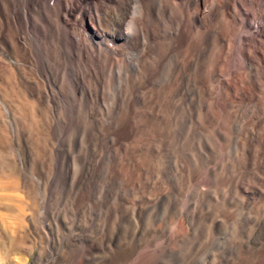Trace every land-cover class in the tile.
<instances>
[{
	"label": "bare ground",
	"instance_id": "6f19581e",
	"mask_svg": "<svg viewBox=\"0 0 264 264\" xmlns=\"http://www.w3.org/2000/svg\"><path fill=\"white\" fill-rule=\"evenodd\" d=\"M230 4L234 8V14L230 19L232 25L230 32H233L232 39L237 47L235 48L237 52L235 55L236 57L243 56L245 58V65H243L251 73L254 68V64L250 58L252 56L249 54L247 56L244 55L243 47L250 43L256 44L258 40L261 43L264 42V0H0V101L4 103V107L7 104L12 106L11 110H13L14 107L12 104L17 102L18 99L16 90L22 89H19L20 86L30 91L33 85L36 84L41 89L42 98L54 107L52 109L56 117H83L91 125V130H87L84 137H82L83 141L81 146H86L81 149V157L79 155L77 158L79 169L74 173L72 179H70L72 168L70 159L74 151L66 147L65 142H67L68 136L65 133L58 134L62 141H59L61 144L54 149H50L51 130H48L49 132L45 138L46 145L48 146L46 151L48 155L50 151L57 152L55 154L60 157V165L53 167L51 165H43L47 168V174L43 180L42 189L44 190V197L39 203L36 198H32L33 196L29 200L23 199L18 192L21 190V185L34 190L37 188L36 183L39 182H36L37 179L35 178L41 174V169L38 164H43L45 161V159H41L43 157L38 158L35 155L37 148L31 147V152L34 154V157L32 156L33 165L28 170V172L30 171L28 175L22 172L23 175L21 174V178H15L4 170L0 171V210H4V213L0 212V264H28L31 255L39 245L40 249L37 251L35 264H59V262H64L65 264H147L152 259L151 257L166 250L168 251L165 255L166 259L172 261L173 255L175 254L174 250H170L172 244L182 242L179 233H172L170 236H167L166 234L163 235L160 228L148 227V232L152 234V238L149 235L148 238H151V240L159 239V244L157 246L149 245L150 248L146 249L137 243H134L132 247L130 246L132 244L131 242L137 239L136 237L139 232L138 223H134L131 220L133 214H136L133 208L139 205L135 204L134 206L126 207L127 203L119 199L117 200V198H113V203L109 202V187L112 182V175L115 174L114 159L118 157L115 158V152L119 151L120 153V151H124V145L136 133L143 130L147 124V120L151 119L150 122H152L154 117H168L160 118L159 123L161 124V129L159 130L158 136L169 139L170 135L173 134L171 127L174 125L178 130L175 128V134L172 140L177 142L178 151L185 153L187 150H195L198 154H202V150L197 148V141L202 140L200 142H204V137L198 131L191 135L188 146H180L185 134L182 128L189 122V117H193V106L201 93V86L197 82V72L200 68L204 67V64L209 61L213 54L212 47L215 41L214 38H218L219 41H224V38L229 34L226 32L221 33L222 31L220 32L218 28L220 25L216 26L215 23L222 19L221 14L223 13V9L229 7ZM216 35L217 37H215ZM253 46L255 47V45ZM238 62L234 59L233 65H230L232 71L237 70L239 67ZM258 67L264 76V64L259 62ZM170 83L174 87V94L168 106H164L166 107L164 114L162 113L160 115L157 110V105H159L158 99L160 97H156L155 91L159 89V86ZM218 101L225 110L230 111L233 102L230 106L225 99L219 98ZM147 102L149 103V107H146ZM57 105L61 106V111L57 110ZM160 107L162 108L161 105ZM27 108H29V105ZM236 117H231L233 126L238 125V122H240L237 121ZM17 119L14 122L16 126H19L18 123H21V120L17 121ZM31 119L34 118L31 117ZM17 128L16 134L18 133L19 136L21 133L24 135L28 132L20 129V127L19 129ZM247 128L242 131L236 129L232 134L236 149L239 147L240 138L244 134L247 135L249 129ZM42 131H44V128ZM216 135L218 137L222 136L221 133H216ZM29 136H32V134ZM144 138L145 136L141 142L144 141ZM75 141H77L76 137H74ZM168 141H163V144L166 142V145L164 144L165 147L162 146V148L164 147L162 161L169 170H173L174 168L179 170L180 166L178 167L173 163L176 155L174 156L172 150L175 148H172L170 146L171 143L169 144ZM31 143L33 142L31 141ZM34 143L37 144L35 141ZM91 144H93V148ZM203 144L200 147H203L206 151H211L209 150L210 146L208 147L205 143ZM213 145H215L214 142ZM222 146L224 147V145ZM224 148L220 149L224 150ZM209 154L208 156H210ZM220 155L222 154L220 153ZM243 157L242 159L244 161ZM212 160L207 159L204 169L198 173L195 181L196 188L202 198L211 196L210 187L212 175L218 167V161L215 163ZM234 164L236 163L234 162ZM233 167H235V170L233 171L231 169L234 173L230 178V182L238 189L239 182H241L240 179H243L245 171L242 170L243 167H239L237 164ZM0 169L2 170V168ZM183 169L185 171V168ZM217 171L216 174H218ZM55 172H57V175ZM179 173H181L180 170ZM221 174L223 173L221 172ZM43 175L41 176L43 177ZM102 180L106 181V185L102 188V192L97 195L94 193V187L97 182ZM217 182H220V180ZM69 184L71 185V191H69L67 202L64 203V195L69 188ZM122 189L123 187L120 190L122 191ZM101 194H103L102 197H100ZM212 200L214 199L212 198ZM237 200V202L242 203L241 199L237 198ZM259 202H261V199ZM155 204L152 203L150 205L156 206ZM121 207L125 209L121 212L120 222L118 221L121 225L118 227L117 232L115 229V232L106 233L104 227L97 226V216L101 215L106 218L114 208L121 209ZM192 207H194V204L189 202L187 208L190 209ZM139 208L138 218L140 219L146 213L145 210L147 207L145 209L144 207ZM67 211L69 213L73 212L76 218L80 217L84 219V230H78L75 223H72L70 227L66 226L62 218V213ZM244 213H237L234 216L227 215L226 219L234 220L235 218L239 222L241 247L242 244L244 246V240L250 242V244H255L254 251H252L255 252V255H252L246 264H264V212L262 214L252 212H248V214ZM154 214L152 215L151 213L152 217L156 219L157 217ZM215 217L212 213H208L200 217V219L204 220L203 222H206V220L212 222ZM70 219L72 218L70 217ZM87 221L91 224L89 227L86 226ZM162 223L164 224V222ZM212 226H216L215 237L219 241V234L222 228L218 221L216 223L214 222ZM197 231L199 232V230ZM87 232L94 235L97 234L98 243L86 237L85 234ZM80 235H83V239H79ZM56 245H59L60 248H57ZM180 251L182 250L180 249ZM198 251L200 252L199 249ZM183 252L185 253V251ZM201 259L203 260V258ZM49 260H52L50 261L51 263Z\"/></svg>",
	"mask_w": 264,
	"mask_h": 264
},
{
	"label": "rangeland",
	"instance_id": "374dc122",
	"mask_svg": "<svg viewBox=\"0 0 264 264\" xmlns=\"http://www.w3.org/2000/svg\"><path fill=\"white\" fill-rule=\"evenodd\" d=\"M229 7H227L226 9H223V13L222 14L220 13L222 19L216 21V23H215L216 26L217 25L221 26V27L220 26L218 27L219 31L220 32L222 31L221 33L226 32L229 34L226 36L227 38L226 37L224 38V41H219L218 38H214L215 41H214V44L212 47L213 54L211 55L209 61L206 64H204V67L200 68V70H198V72H197V74H198L197 82L201 86L200 95L201 94L202 95L201 96L199 95L198 99L196 100L197 102L194 103L193 117H189V119H190L189 122H187L184 125V127L182 128V130L185 134H184L183 141L180 143V146H183V147L188 146L190 144L191 135L194 132L198 131L204 137L203 138L204 142H200L202 140L197 141V148L198 149L200 148L202 150V154H200V153L198 154V152H196L195 150H187V152H185V153L184 152L180 153L181 151H178L179 148H177V142L175 140H172V137L175 134V128H176L174 125L171 127V129H172L171 131L173 134L170 135L169 139H164V138H161L160 136H158L159 130L161 129V127H160L161 124L159 123L160 118H168V117H154L152 122H150L151 119L147 120V124L144 126V128H146V129L143 128V130H142L143 132L140 131V132L136 133V135L128 142L129 144L126 143V145H124V148H125L124 151H120V153H119V151L115 152V155H116L115 158L117 156L118 157L116 159H114L115 160L114 161L115 174L112 175V180H111L112 182L110 183V187H109L110 188V191L108 193L109 200H110L109 202L113 203V200L117 198V200L119 199L122 202L123 201L126 202L127 203L126 207H128V206L131 207V206H134L135 204L139 205L138 207L135 206L136 208H133V209H135L136 214H133V218L131 220L134 223L135 222L138 223V228H139L138 235L140 238L137 235V237H136L137 239H135L136 241L135 240H133L132 242L130 241L132 243V244L130 243L131 244L130 246L132 247V246H134V243H137L142 248L146 249V248H150V246H154V245L157 246L159 244V239H155V240L152 239L151 240L152 234H151V232H148V227L160 228L161 232H163V235L166 234L167 236H170L172 233H177V234L179 233V235L181 237L182 242L173 243L171 246L170 250H174V253H175L173 255L172 261H168V259H166L165 255L168 252L166 250L164 252H160L158 255H156L154 257H151L152 259L149 260L151 262L148 261L147 264H180V263L181 264L182 263L183 264H200V263L201 264H208V263L209 264H213V263L214 264H222V263L223 264H246L248 262V260L252 257V255H255L254 254L255 252H252V251H254V246H255L254 243L250 244V242L244 240V246H243V244H242V247L240 246L241 237H240V231H239V228H240L239 222H237V220L235 218H234V220L233 219L228 220V219H226V217H227V215L228 216L229 215L234 216L237 213H244V212H245L244 214H248V212H252L255 214H257V213L262 214L264 212V185H263L264 184V76L262 74L261 69L258 67L259 62H262L264 64V42L261 43V41L258 40L259 42L257 41L256 44L250 43L247 46L245 45L243 47V49H244L243 54L246 56L248 54L250 56H252L250 58L254 64V68H253V71L250 73L246 70V68L244 66L245 65V63H244L245 58L243 56H237L236 57V55H235V53H237L235 48H237V47H236V44L234 43V40L232 39V33L233 32H230V27L232 26L230 19L232 18V15L234 14V8H233L232 4H230ZM230 11L232 14L230 13ZM89 26H90V24H89ZM215 37H217V35ZM262 44H263V46H261ZM253 45H255V47ZM256 46H257V48H256ZM225 50H227V51H225ZM233 51H235V52H233ZM256 53H257V55H256ZM223 56H225V57H223ZM234 59H236L237 62L240 61V62H238V64H239L238 68H240V69L237 68L238 71L234 70L235 73H234V71H232V67H231L233 65ZM254 59H255V61H254ZM243 72H245V73H243ZM215 87H218V88H215ZM20 88H22V89H20ZM19 89L21 91L16 90L18 103L15 102L14 104H12L15 109L13 108V110H11L12 106L7 105V104H5L6 107H4V103L2 101H0V106H1V108H0V111H1L0 112V138H1L0 139V160H1L0 161V168H2V170L0 169V171L4 170L10 176L15 177V178H21L23 173H26V175H28L30 172V171L28 172V170H30L31 165H33L34 154H32L31 151H32L33 147L35 149L37 148V151L35 150V152H36L35 155L38 158L43 157L41 159H45L43 164H38L39 168L41 169L40 170L41 174L39 176H37V178H35V179H37L36 182H39V183H36L37 184V188H36L37 190L36 189L34 190L30 187H29L30 188L29 189L28 187H24L21 185V187H20L21 190H19L18 192L23 199L29 200V198H31L33 196L32 198H34V199L36 198L37 202L39 203L44 197V190L42 188H43V180L47 174V168L45 166L51 165L53 167V166L60 165V157H58V155L55 154L57 152L50 151L49 155H48V153L46 151V148L48 146L46 145L45 138L47 136V133L49 132L48 130H51L50 131L51 142L49 145L50 149H54L57 146H59V144H61L60 142H62V141H61V138H59L58 134L65 133L68 136V140H67V142H65L66 147L67 148L69 147L71 149V151H74V154L72 153V157L70 159L71 164H72L70 179H72V176L74 175V173L79 169V163H78L77 158L79 157V155L81 157V155H82L81 149L85 148V146H86V145L83 147L81 146L82 141H83L82 137H84L87 130L88 131L91 130V125L83 117H64V116L56 117L53 114L52 108H54V107L51 106V104H49L47 101H45L42 98L41 89L39 88L38 85L34 84L32 87V90H30V91L27 88H23L21 86L19 87ZM22 90H24V91H22ZM27 90H28V92H27ZM25 91H26V93H25ZM203 91H205V92H203ZM225 91H227V92H225ZM173 94H174V87H173L172 83L161 85V86H159V89L155 91L156 97H158V98L160 97L158 99L159 105H157V110L159 111L160 115L162 113L164 114L165 108L168 106L169 102L172 100ZM40 96H41V98H40ZM165 97H166V99H165ZM219 98H222L223 100L225 99L230 104V106L232 105V102H233L231 109H233V108L234 109L233 110L230 109V111H232V112L225 110L220 105V103L218 101ZM31 104H32V106H30ZM28 105H29V108H27ZM148 105H149V103L147 102L146 107ZM160 105L162 106V108L160 107ZM165 105H166V107H164ZM56 108H57V110L61 111L60 105H57ZM29 109H31V110H29ZM3 110H5V111H3ZM31 114H33V116H31ZM235 115L236 116L238 115V116L236 117ZM31 117L34 119H31ZM231 117L232 118L236 117L237 121H240V122H238V125L237 124H236V126L232 125ZM17 118H19V119H17ZM26 118H27V120H26ZM109 118H112V117H109ZM1 119L3 120V123H2ZM12 119H14V120L12 121ZM16 119H17V121L21 120L20 121L21 123H18L19 126H16V124L14 122V121H16ZM77 119L79 122L77 121ZM8 121H9V125H8ZM24 121L26 122L27 125L25 124ZM81 121H83V122L81 123ZM242 121H243V123H242ZM190 123H191V125H190ZM11 124L13 127L11 126ZM248 124H250V125H248ZM4 126H7V127H4ZM66 126H67V128H65ZM19 127H20V129H24V130H26V132L27 131L28 132L25 133L24 135L21 133L19 136L18 133L16 134V128L19 129ZM43 128H44V131H42ZM246 128L248 129V133H247V135L244 134L240 138L242 142L241 141L239 142V147H238V149H236L235 148L236 146L233 143L234 140H233L232 134L235 132L236 129L238 131H242V130H245ZM176 129L178 130V128H176ZM198 129H200V130H198ZM229 132H231V133H229ZM5 133H6V135H5ZM189 133H191V134H189ZM216 133L217 134L221 133L222 136L218 137L216 135ZM31 134H32V136H29ZM140 134H142V135H140ZM148 134H150V135H148ZM250 134H251V136H250ZM78 135H80V136L77 137ZM186 135H187V137H186ZM142 136L143 137L145 136L144 141L146 143L144 141L141 142L143 140ZM245 136H247V137H245ZM74 137L77 138V141H75V142H74ZM215 137H217V138H215ZM221 138H223V139H221ZM211 139H212V141H211ZM27 140L28 141L30 140V141L28 142ZM33 140L37 144H35ZM222 140H223V142H221ZM31 141L33 143H31ZM163 141H166V142L168 141L169 144L171 143L170 146L172 148L173 147L175 148L173 150L171 149L174 153V156L176 155L175 157L173 156L174 157L173 163H175V165L178 167L180 166L179 170L181 171V173H179V170L177 168L176 169L174 168L173 170H169L168 167L166 166V164L162 161V156L164 155L163 151H164V147L166 145V142H164V144H165L164 145ZM252 141H254V142H252ZM213 142L215 145H213ZM52 143H53V145H51ZM140 143H141V145H140ZM174 143H176V144H174ZM203 143H205L208 147L210 146L209 150H211V151H206L203 149V147H200L201 144L204 145ZM75 144L77 145V147ZM158 144H159V146H158ZM172 144H174V145L172 146ZM150 145H152V146H150ZM222 145H224V147H226V148H224ZM249 145H250V147H249ZM162 146H164V147L162 148ZM91 147L93 148V144H91ZM220 148H224L225 151L223 149H220ZM73 149H75V150H73ZM239 149H240V151H239ZM249 149H250V151H249ZM142 151H144V152H142ZM230 152L232 153L231 155H230ZM42 153L44 154L43 156H42ZM161 153H163V154H161ZM220 153L222 155H220ZM234 153L239 154V155L236 156V154H234ZM187 154L189 156L190 155L191 156L189 157ZM208 154L210 156H208ZM240 154H241V157H240ZM46 156H48V157H46ZM234 156H236L238 159ZM229 157L230 158L232 157V158L230 159ZM242 157L244 158V161H243ZM208 158L210 160L213 159L212 161L215 163L218 161L217 162L218 167L216 169V170H218L217 171L218 174H216V170H215L213 175H212V183H211V187H210L211 196L202 198V197H200V194L196 188L195 181H196L198 173H200L204 169V167L206 165V161ZM117 162H118V164H117ZM234 162L237 164V166L239 165V167H243L242 170L245 171L243 179L242 180L240 179L241 182H239L240 185H239L238 189L235 186H233L230 182V178L234 173L233 171L235 170V167H233V166H235L236 164H234ZM43 165H45V166H43ZM75 166H77V167H75ZM120 166L122 167V169ZM154 166H156V167L153 168ZM183 168H185V171ZM231 169H233V171ZM24 170H25V172H24ZM121 170H122V172H121ZM127 170H128V172H127ZM11 171H12V173H11ZM221 172L223 174H221ZM55 174L57 175V172H55ZM224 174H225V176H224ZM250 174H252V175H250ZM41 175H43V177ZM171 179H173V180H171ZM174 179H175V182H174ZM219 180H220V182H217ZM105 182H106L105 180H102V181L96 183V185L94 187V193L95 194L99 195L102 192V188L106 185ZM165 182H166V184H165ZM101 183H102V185H100ZM249 183H250V185H249ZM255 183H256V185H255ZM123 184H124V186H122ZM117 185L119 188L116 187ZM194 185H195V187H194ZM222 186H224V187H222ZM122 187L124 190L122 189V191H121L120 189ZM70 189H71V185L69 184V188L64 195V201H63L64 203L67 202L69 191H71ZM113 189H116V190H113ZM156 191H157V193H156ZM119 192L121 193L122 196L120 195ZM238 192H239V194H238ZM236 193L238 196L236 195ZM256 193H258V194H256ZM155 195H157V196H155ZM189 195L190 196L192 195V196L190 197ZM102 196H103V194L100 195V197H102ZM224 196H226V197H224ZM133 197H134V199H133ZM151 197H152V199H151ZM175 197H176V199H174ZM212 198L214 200H212ZM237 198L241 199L242 203L237 202L238 201ZM184 199H186V200L184 201ZM235 199H236V201H235ZM260 199H261V202H259ZM213 201H214V203H213ZM243 201H244V203H243ZM189 202H192V204H194V207H192L190 209L187 208V204ZM152 203H154V204L156 203L155 204L156 206H151L150 204H152ZM196 203H197V205H196ZM198 203H201V204L198 205ZM217 203H218V205H217ZM243 206H244V208H243ZM139 207H141V208L144 207V209L147 207L145 210L146 213L143 215V217H141L142 219L138 218L139 217L138 211L140 209ZM184 207H185V209H184ZM119 209L120 208H114L112 210V212H110L106 216V218L104 216H101V215L97 216V219H96L97 226L98 227L100 226L101 228L104 227V231L106 233L115 232V229L117 232L118 231L117 229H119L118 227H120V225H121L119 223L120 222L119 218H120L121 212H123L122 210H124L125 208L121 207V209L120 210ZM201 209H203V210H201ZM212 209H214V210H212ZM148 211H150V212H148ZM153 211L155 214L153 213ZM0 212L4 213V210L1 209ZM151 213H152V215L153 214L156 215L157 218L156 219L153 218ZM195 213H196V216H195ZM208 213H212L216 217L212 220V222H210V220L209 221L206 220V222H203L204 220H201L200 217H203ZM177 214H179V215H177ZM111 215H113V216H111ZM183 215H186V216H183ZM70 217L72 219H70ZM161 217H162V219H161ZM62 218H63L67 227H70V225H72V223H75L76 228L78 230L79 229H81V230L85 229L84 219H82L80 217L79 218L77 217L78 218L77 219L74 216L73 212H71V213H69V211L63 212ZM194 218L195 219L197 218V219L195 220ZM178 219H179V221H178ZM193 219H194V221H193ZM220 219H221V221H219ZM217 221L220 224V227L222 228V230L219 234V236H220L219 241H217L216 237H215L216 236V234H215L216 226L215 227L212 226V224L214 222L216 223ZM229 221H230V224H229ZM162 222H164V224ZM166 222H168V223L166 224ZM118 223H119V225H117ZM90 225H91L90 222L87 221L86 226L89 227ZM106 225L108 228L106 227ZM159 225H160V227H159ZM197 225H199V226H197ZM207 225H208V227H207ZM145 228H147V229H145ZM202 228H203V230H201ZM196 229L199 230V232L200 231L201 232L199 233ZM237 229H238V233H237ZM107 230H108V232H107ZM147 233H149V234H147ZM148 235L151 237L150 239L148 238L149 237ZM85 236L88 237L91 241L98 243V235L97 234L94 235V234L87 232L85 234ZM183 236H184V238H182ZM79 239H83V235H80ZM197 243L199 244V246ZM184 246L186 247V249ZM56 247L60 248L59 245H56ZM212 247H214V248H212ZM224 248H226V249H224ZM39 249H40V245L38 248L35 249L34 253L31 255L28 264H35L36 254L38 253L37 251H39ZM180 249L182 251H185V253L184 252L182 253V251H180ZM198 249L200 250V252L198 251ZM213 251H214V253H213ZM222 251H224V252H222ZM248 251H249V254H248ZM237 252H240V253H237ZM207 253H208V255H207ZM194 255H195V257H194ZM206 255H207V257H206ZM198 258H199V260H198ZM201 258H203V260ZM224 258H226L227 260ZM221 259H223V260H221ZM242 260H244V261L242 262ZM50 261H52V260H49V262ZM59 264H65V263L59 262Z\"/></svg>",
	"mask_w": 264,
	"mask_h": 264
}]
</instances>
